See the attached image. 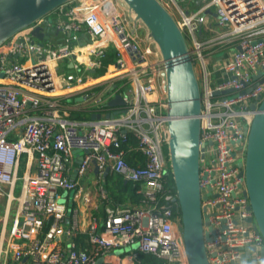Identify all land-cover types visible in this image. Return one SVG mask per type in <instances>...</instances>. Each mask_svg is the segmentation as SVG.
I'll return each instance as SVG.
<instances>
[{"label":"built area","instance_id":"1","mask_svg":"<svg viewBox=\"0 0 264 264\" xmlns=\"http://www.w3.org/2000/svg\"><path fill=\"white\" fill-rule=\"evenodd\" d=\"M211 2L222 31L208 41L198 36L207 23L204 9L176 21L191 42L193 64L203 65L207 256L210 264H264V240L239 175L245 127L255 112L250 104L264 96V0ZM118 6L119 0H71L54 18L42 17L0 45V264H137L139 251L166 264H189L165 152L163 58L149 37L138 42ZM38 25L43 39L31 34ZM215 45L234 50L214 66L220 77L211 83L204 50ZM108 50L114 58L98 75ZM117 93L124 105L109 106ZM124 145L143 160L129 163ZM93 162L97 172L84 186L80 180L94 171ZM106 170L138 184L140 201L114 202L103 185Z\"/></svg>","mask_w":264,"mask_h":264},{"label":"water","instance_id":"2","mask_svg":"<svg viewBox=\"0 0 264 264\" xmlns=\"http://www.w3.org/2000/svg\"><path fill=\"white\" fill-rule=\"evenodd\" d=\"M71 0H0V45L21 29L47 16ZM134 22L140 21L148 37L156 44L163 58L166 93L168 142L167 153L178 202L182 238L189 264H210L205 243L212 231L205 207L201 205L200 164L205 159V142L200 141L202 109L200 85L194 70L187 40L176 20L160 0H119ZM134 14V15H131ZM42 26L32 29L33 37L43 39ZM84 34L79 38L83 43ZM264 40V37L259 38ZM232 89L215 90L224 94ZM108 105H124L120 94L108 100ZM254 109L250 126L245 127L247 142L243 169L239 175L245 180V195L255 220V228L264 240V96L250 104ZM115 110L114 113H117ZM110 114H106L109 116ZM112 115V114H111ZM99 118L98 113L90 115ZM211 141L208 142L210 144ZM94 174L97 172L95 162ZM107 176V170L104 177ZM126 182V180H124ZM247 220H251L248 217ZM248 248V247H246ZM264 258V248L261 250ZM100 263V260H98Z\"/></svg>","mask_w":264,"mask_h":264},{"label":"crops","instance_id":"3","mask_svg":"<svg viewBox=\"0 0 264 264\" xmlns=\"http://www.w3.org/2000/svg\"><path fill=\"white\" fill-rule=\"evenodd\" d=\"M161 3L166 7L169 13L173 16V18L178 21L182 14H187L191 12H197L201 9L205 10L207 15V23L202 28L203 30L198 35L200 40L208 41L210 37L217 33L218 31H222V27L218 25L216 14H215V6L212 4L211 0H160ZM121 10V9H120ZM122 16L126 17L129 21V26L131 31L135 35L136 39L140 44L148 43V32L145 26L140 22H134L132 18H130V14L121 11ZM54 18V17H50ZM54 34H57V40L61 38V32L55 31ZM232 45H215L207 50H204L206 55V60L204 59V64L206 69L210 72L211 83L215 82L220 77V73L214 71V66H216L217 62L224 60V58L228 57L230 53L233 51ZM203 69V65H201V71ZM77 155H80V152H76ZM134 151L126 150L125 157L129 161H132L133 164H137L142 161L138 157V155L133 154ZM127 160V161H128ZM94 177V172L87 173L86 176L82 177L80 182L84 186H88L91 178ZM138 203V202H137Z\"/></svg>","mask_w":264,"mask_h":264},{"label":"trees","instance_id":"4","mask_svg":"<svg viewBox=\"0 0 264 264\" xmlns=\"http://www.w3.org/2000/svg\"><path fill=\"white\" fill-rule=\"evenodd\" d=\"M47 16L49 18L55 17V11L50 12ZM113 58H114V51L108 50L106 56H104L101 59V67L97 69L96 74L98 75L102 74L106 69V65L110 61H112ZM67 70H70V69L67 68ZM116 84L119 85L120 82L117 81ZM134 145H135V141L131 140L129 146H134ZM124 147L127 148V151L128 150L134 151V149H128V146L126 145H124ZM166 151H167V148H166ZM133 154L138 155L139 158L141 157V154L137 151H134ZM128 162L133 164L132 161L128 160ZM103 182H104L103 185L105 189L108 191L110 198L114 202L120 201V202L137 203L141 199V195L136 192L137 188L139 187L138 184H134L130 181L124 182V179L119 175L109 174L106 177H104ZM138 259L140 260V263L138 264H166L162 259L156 257L152 253H147V252L139 251Z\"/></svg>","mask_w":264,"mask_h":264},{"label":"rangeland","instance_id":"5","mask_svg":"<svg viewBox=\"0 0 264 264\" xmlns=\"http://www.w3.org/2000/svg\"><path fill=\"white\" fill-rule=\"evenodd\" d=\"M118 8H119V12H120V14L122 13V12H121L122 10H124L125 12H127V9H126L125 6H121V5H119ZM120 9H121V10H120ZM187 43H188L189 48H192L191 42H189V41L187 40ZM204 59L206 60V55L204 56ZM194 70H195L196 76H197V78H198V81H199V83L201 84V80H202L201 62L198 61V59H195V62H194ZM106 79H107V78H106ZM70 101H71V100H70V98H69V99H68V102H70ZM165 152H167V151H166V148H165ZM20 171H22V168H20L19 172H20ZM18 182L20 183V179L18 180ZM103 184H104V182H103ZM17 191H18V187H17V189H16V192H17ZM10 217H11V214H10ZM10 217H9V221H10ZM124 250H125V252H130L129 247H125ZM114 253L117 254V253H118V250L116 249V250L114 251ZM138 263H140V262H138ZM138 263H137V264H138Z\"/></svg>","mask_w":264,"mask_h":264},{"label":"bare ground","instance_id":"6","mask_svg":"<svg viewBox=\"0 0 264 264\" xmlns=\"http://www.w3.org/2000/svg\"><path fill=\"white\" fill-rule=\"evenodd\" d=\"M108 75V74H107ZM110 75H113V73H111ZM90 81H96V80H94V79H91ZM92 83V82H91Z\"/></svg>","mask_w":264,"mask_h":264}]
</instances>
